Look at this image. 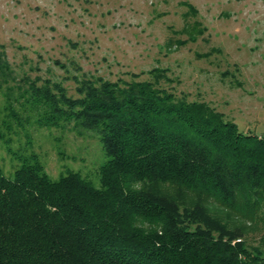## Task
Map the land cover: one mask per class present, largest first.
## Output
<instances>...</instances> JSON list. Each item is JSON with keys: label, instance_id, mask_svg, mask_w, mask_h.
I'll return each mask as SVG.
<instances>
[{"label": "trees", "instance_id": "obj_1", "mask_svg": "<svg viewBox=\"0 0 264 264\" xmlns=\"http://www.w3.org/2000/svg\"><path fill=\"white\" fill-rule=\"evenodd\" d=\"M150 74L86 80L78 98L31 87L38 126L96 135L106 160L95 178L71 169L53 178L31 143L12 147L32 117L12 109L1 120L17 165L0 167V264H264L243 227L207 207L264 211V136L162 88L166 70Z\"/></svg>", "mask_w": 264, "mask_h": 264}, {"label": "rangeland", "instance_id": "obj_2", "mask_svg": "<svg viewBox=\"0 0 264 264\" xmlns=\"http://www.w3.org/2000/svg\"><path fill=\"white\" fill-rule=\"evenodd\" d=\"M0 59V125L12 109L32 117L12 147L31 143L53 178L68 169L95 178L106 158L93 133L38 126L32 86L78 98L83 81L152 80L162 69V88L264 136V0H0ZM16 165L0 141V167ZM207 207L264 249V211Z\"/></svg>", "mask_w": 264, "mask_h": 264}, {"label": "bare ground", "instance_id": "obj_3", "mask_svg": "<svg viewBox=\"0 0 264 264\" xmlns=\"http://www.w3.org/2000/svg\"><path fill=\"white\" fill-rule=\"evenodd\" d=\"M240 241V240H239Z\"/></svg>", "mask_w": 264, "mask_h": 264}]
</instances>
